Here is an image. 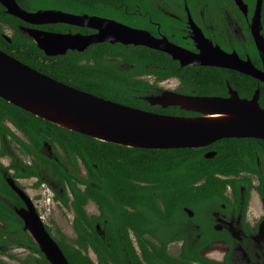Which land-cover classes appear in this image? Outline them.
Masks as SVG:
<instances>
[{"label":"trees","instance_id":"1","mask_svg":"<svg viewBox=\"0 0 264 264\" xmlns=\"http://www.w3.org/2000/svg\"><path fill=\"white\" fill-rule=\"evenodd\" d=\"M15 1L26 11L57 9L100 15L153 32L155 26L147 22L145 13L148 12L152 19L158 20V14L150 6V2L157 0ZM185 1L187 4L228 2L235 6L232 0ZM254 1L244 0L250 10ZM261 23L264 35V0ZM1 24H5L10 30L9 42L2 37ZM21 25L26 23L7 13L0 3L1 50L57 81L99 97L157 113L176 114L181 110L150 105L144 97L158 92L157 81L177 76L186 87L177 89L183 93L225 95V80H229L241 96L249 97L258 86V101L264 107V83L248 75H241L240 81L234 82L233 74H240L230 70L201 66L178 67L164 52L142 45L122 43H95L82 52L68 50L64 55L46 57L29 36L18 30ZM66 26L53 23L41 27L65 31ZM246 33L249 38L247 52L252 62L260 66L247 28ZM45 60L48 62H44ZM119 63H127L129 66L125 68ZM144 74H151L154 82L149 83L142 78ZM3 119L12 121L27 137L28 142H21V152L37 158L51 170L55 180L60 181L63 186L67 184L72 197L70 206L76 214L73 221L76 227L94 225L97 217L110 219L118 211L120 215L131 218L130 226L140 229L143 225L139 215L142 209L172 211L183 206L197 209L220 196L227 183L237 193L236 184L241 179L237 182L234 176L240 171L258 172L256 157L264 164V140L258 138L217 140L210 145V149L215 150V155L206 158L203 156L204 148L201 147L147 149L100 141L53 124L0 98V122ZM43 141L53 147L57 161L41 153ZM65 160L68 166H64ZM77 161L85 170L84 178L79 176ZM30 174H37L32 166L26 167L18 175ZM229 176L233 177L227 178ZM198 181L200 183L194 185ZM80 182L84 185L83 188L78 186ZM67 200L69 198H62L64 204ZM88 201L95 204L100 212L99 216H88L85 213L84 206ZM100 224L103 226L102 222ZM111 225L112 223L107 222V227ZM23 237L26 235L21 232L18 241L23 242ZM28 239L31 240L29 237ZM71 257H77L79 264H88V260L79 253L71 254L69 258ZM42 262L50 264L43 256Z\"/></svg>","mask_w":264,"mask_h":264},{"label":"flooded vegetation","instance_id":"2","mask_svg":"<svg viewBox=\"0 0 264 264\" xmlns=\"http://www.w3.org/2000/svg\"><path fill=\"white\" fill-rule=\"evenodd\" d=\"M233 4L235 6L228 2H195L187 4L185 0H157L150 2V6L158 14V20L152 19L148 12L145 13L147 22L155 26V32L144 30L156 38H166L172 45L190 52V58H192L194 56L192 54H198L200 51L203 54L212 51V48L211 50L209 49L210 46L200 44V47H198L195 44L193 38L195 32L192 22L199 28L205 40L211 46H218L227 53L235 52L241 60L249 58L252 62L247 52L249 38L246 28L252 39L249 24L253 8L250 10L249 5L246 3L247 13L245 14L234 1ZM60 24L67 25L64 29L65 31H47L79 33L81 35H90L97 31L90 27H80L67 23ZM42 25L26 23V25L18 27V30L22 32V27L46 30L41 27ZM1 26L3 29L2 37L9 42L10 39L7 40L5 35H7L6 31L10 30L5 24H1ZM7 36L9 37V35ZM199 40L201 43V39ZM159 51L164 52L162 50ZM4 52L7 53L6 51ZM166 54L178 64V67H216L230 70L237 73V75L240 74L239 76L233 74L235 76L233 77L234 82H239L240 76L246 75L234 69L215 65L187 64L181 66L179 60L173 59L169 53ZM44 55L46 54L44 53ZM257 55L260 66L255 65L253 62L252 64L256 68L261 69L262 63L258 52ZM55 56L58 55H46V57ZM44 62L48 61L45 60ZM119 65L125 68L129 66L127 63H119ZM142 78L148 80L149 83L154 82L151 74H144ZM256 80L261 82L258 79ZM156 84L158 92L151 95H158L163 91H172L184 95L227 97L229 88L235 90L240 98H250L254 93L249 97L241 96L238 90L229 83V80H225V95L180 92L177 90L178 88L186 87L177 76L157 81ZM257 88L260 93L258 86L255 89ZM166 107H176L181 111L176 114H161L186 117L201 115L199 112L186 110L178 106L168 105ZM262 108L264 109V107ZM22 141L28 142L24 133L12 121L8 119L1 120L0 264H43L42 256L46 259L32 238L30 231L25 228L24 220L20 215V212H30V210L40 219L45 231L58 245L68 264H79L77 257L69 258L71 254L77 253L85 257L88 260V264H264V226L262 227L264 223V164L262 165L257 157L255 160L258 172L240 171L234 176L236 181L241 179V182H238L240 181L238 180L236 184L237 193L234 192L232 185L227 183L220 196L205 202L199 209H192L188 206H183L181 209H173L172 211L167 209H142L139 213L143 224L140 229H134L130 226L129 221L131 218L120 215L116 210V215L110 219L97 217L94 219V225L76 227L73 225L76 214L70 206L72 197L67 189V184L63 186L60 181L55 180L52 177L51 170L42 165L37 158L31 154H23L21 152ZM211 144L201 146V148H204V157L209 152L213 153L211 157L215 155V150L210 149ZM40 149L43 155L57 161L53 147L47 142L43 141ZM63 164L68 166L66 160ZM28 166H32L37 174L19 176V172L26 170ZM77 169L79 176L84 178L85 170L78 161ZM232 177L229 176L227 178ZM10 182L15 188L11 186ZM199 183V181L195 182L194 185ZM78 186L83 188L84 185L80 182ZM16 189L22 193H18ZM65 197L69 198L66 204L62 201V198ZM56 205L62 206V211L72 212L70 230L64 232L59 226H54L53 222L50 221L49 214L52 215ZM86 205L84 210L88 216L100 215L97 208L95 209L96 213H88L85 208ZM43 214H46L45 217ZM100 222L103 223V226ZM107 222L112 223V225L107 227ZM21 232L26 235V237H23V242L18 241Z\"/></svg>","mask_w":264,"mask_h":264},{"label":"water","instance_id":"3","mask_svg":"<svg viewBox=\"0 0 264 264\" xmlns=\"http://www.w3.org/2000/svg\"><path fill=\"white\" fill-rule=\"evenodd\" d=\"M247 13L243 0H233ZM6 12L25 23L42 25L67 23L96 29L94 34L56 33L39 28L22 27L46 55L82 51L93 43L108 41L144 45L169 53L181 66L215 65L240 71L264 82V36L262 34V0H255L249 29L259 54L262 68L249 58L241 60L235 52L227 53L211 46L192 24L195 44L210 46L209 53L190 58V52L172 45L166 38H156L148 31L116 20L89 14H73L57 9L26 11L15 0H0ZM6 39L9 37L5 35ZM201 39V43L200 40ZM259 90L250 98H240L229 88L227 97L184 95L163 91L144 97L150 105L178 106L199 112L196 117L167 115L139 109L79 90L42 74L0 50V98L65 129L126 147L170 149L201 147L221 138L252 137L264 140V109L258 102ZM212 152L205 157H211ZM11 183V186L15 188ZM17 190V189H16ZM18 193H22L17 190ZM25 228L51 264H68L58 245L45 231L32 210L20 212ZM264 223L262 224V227Z\"/></svg>","mask_w":264,"mask_h":264},{"label":"rangeland","instance_id":"4","mask_svg":"<svg viewBox=\"0 0 264 264\" xmlns=\"http://www.w3.org/2000/svg\"><path fill=\"white\" fill-rule=\"evenodd\" d=\"M6 34L8 35L9 31H6ZM59 152H61V151H59ZM37 190H39V189H37ZM44 203H46V202H44ZM54 208L55 209H54L52 215L49 214L50 215L49 216L50 221L53 222L54 226H59L62 229V231H64V232L70 230L71 229V219L73 216L72 212L71 211H68V212L62 211L63 207L60 205H56V207H54ZM85 208H86L88 213H96L95 212L96 206L92 202H88V204L86 205ZM45 215L46 214H43L44 217H45Z\"/></svg>","mask_w":264,"mask_h":264}]
</instances>
